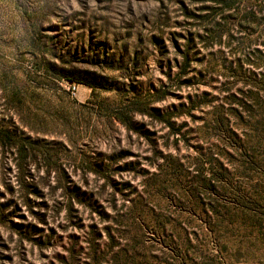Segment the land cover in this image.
I'll list each match as a JSON object with an SVG mask.
<instances>
[{
    "label": "rangeland",
    "instance_id": "1",
    "mask_svg": "<svg viewBox=\"0 0 264 264\" xmlns=\"http://www.w3.org/2000/svg\"><path fill=\"white\" fill-rule=\"evenodd\" d=\"M0 264H264V0H0Z\"/></svg>",
    "mask_w": 264,
    "mask_h": 264
},
{
    "label": "built area",
    "instance_id": "2",
    "mask_svg": "<svg viewBox=\"0 0 264 264\" xmlns=\"http://www.w3.org/2000/svg\"><path fill=\"white\" fill-rule=\"evenodd\" d=\"M73 89L75 90V87Z\"/></svg>",
    "mask_w": 264,
    "mask_h": 264
}]
</instances>
